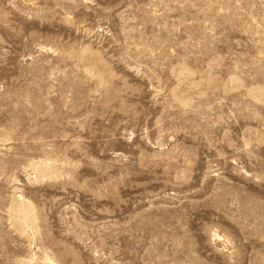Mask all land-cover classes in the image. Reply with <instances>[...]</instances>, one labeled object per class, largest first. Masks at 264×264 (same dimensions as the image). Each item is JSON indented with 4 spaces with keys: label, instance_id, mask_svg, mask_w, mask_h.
Returning a JSON list of instances; mask_svg holds the SVG:
<instances>
[{
    "label": "rangeland",
    "instance_id": "obj_1",
    "mask_svg": "<svg viewBox=\"0 0 264 264\" xmlns=\"http://www.w3.org/2000/svg\"><path fill=\"white\" fill-rule=\"evenodd\" d=\"M54 263L264 264V0H0V264Z\"/></svg>",
    "mask_w": 264,
    "mask_h": 264
},
{
    "label": "bare ground",
    "instance_id": "obj_2",
    "mask_svg": "<svg viewBox=\"0 0 264 264\" xmlns=\"http://www.w3.org/2000/svg\"><path fill=\"white\" fill-rule=\"evenodd\" d=\"M48 260L51 262V260L48 258ZM54 264H56V263H54Z\"/></svg>",
    "mask_w": 264,
    "mask_h": 264
}]
</instances>
